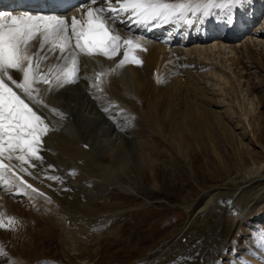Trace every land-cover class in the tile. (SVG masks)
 <instances>
[{
	"label": "bare ground",
	"instance_id": "bare-ground-1",
	"mask_svg": "<svg viewBox=\"0 0 264 264\" xmlns=\"http://www.w3.org/2000/svg\"><path fill=\"white\" fill-rule=\"evenodd\" d=\"M174 1L177 0H162L169 4ZM108 3L118 7L117 0H108ZM108 3L97 0L95 5L85 2L82 6L85 12L89 6L107 8ZM224 3L226 0H183L174 6L186 5L177 15L189 16L194 15L196 9L212 14L220 7L209 9L207 5ZM187 9L189 12H186ZM6 10H0V14H34L21 11L11 13ZM106 15L111 16L110 13ZM59 16L69 24L73 17L79 19L75 9ZM125 18L118 16L117 21ZM262 19L263 15L258 19V28L249 36L246 33H250L251 29L238 34L216 32L209 38L198 39L188 37L187 34L180 35L175 31L163 36L152 25L144 29L143 26L129 27L128 24L109 20L110 25L115 23L112 30L121 39H132L145 49L135 53L142 61L141 65H120L123 48L115 58L106 59L80 53L74 49V41L73 47L64 55L60 54L58 48L50 51L51 44L41 46L39 39L30 42L28 54L34 57L32 72L35 69L42 71L51 80L49 84L39 81L33 85L32 98L22 96L41 115L48 127V132L43 136V150L40 153L43 156V165L31 158H26L28 163L17 160L20 153H9L5 145L0 159L7 167L0 169V186L11 184L8 186L13 185L18 191L25 190L28 195L40 197H36L37 200L41 199L37 203L43 206L38 209L44 210L42 214L47 216L36 217L37 213L33 211L27 215H33L34 220H11L7 217L11 211L6 209L4 203L13 204L14 201L2 197L0 264H111V259L117 252V248L113 249V244L123 238L126 225L130 224V233H134L137 228V223L129 222L133 208L137 206L133 204L136 194L153 193L160 189L163 182L158 176L165 177L167 174L171 178L175 167L178 170L184 169L192 183L196 184L200 180L217 183L204 188L196 186L200 190L196 200L183 207L187 212L183 227H179V231H171L168 238L165 237L168 240H161L160 245L150 247L136 260L131 259L134 260L132 264H231L225 260L231 258L226 248L229 246L232 254L235 252L240 255L242 252L239 250L244 249L242 247L245 242V233L236 231V226L245 217L251 218L249 215L254 205L264 212V204L260 205L259 200L261 192L249 191L248 186L258 183L260 187H264V164L253 162L252 165L245 166L244 152L239 153L236 158L233 157L234 160L220 155L215 157L218 162L205 157L198 164L197 152L192 150L187 153L191 146L187 148L184 143H175L174 149L170 145V148H166L167 141L162 139L166 137L164 132L165 135L160 134L163 145L155 142V146L154 142L148 143L145 137L139 135L141 130L138 128L143 127L150 141L153 135L150 127L154 125L152 119L150 120L152 111L163 105L169 111L170 118L168 122L162 121L161 126H167L168 132L185 129L186 121L190 122L196 116L195 119H202L206 125L208 123L207 127H211L215 121V125L220 127L223 141L227 142L232 134L227 128L224 116L220 115L222 112L213 109L220 103L208 96L210 87L206 78L204 80L207 83L199 74L198 78L203 82L198 79L193 81L195 74L187 68L184 69L183 65H191L192 62L189 61L194 58L202 68L203 65L205 68H217L221 72H210V77L216 78L215 85L219 89L226 91L227 86L233 88L235 80L245 82L252 90L250 94L253 95L254 91L259 90L261 101L264 102V28L263 24L260 25ZM182 24L183 22L180 25ZM177 44L180 47H176ZM73 54L78 61L76 82H58L56 77L69 66ZM252 69L254 71L249 72ZM184 70H188L189 82L180 75ZM99 72L100 80L96 85L93 79ZM9 74L17 81L22 79V73L17 70H9ZM243 76L248 79L245 80ZM154 81H160V84L155 86ZM6 82L12 86L7 79ZM98 87L101 89L98 90ZM195 101H199L201 106L207 105L208 108L198 110L192 107ZM215 134L211 135L214 137ZM194 136L188 135L191 144L196 141ZM225 145L227 144L224 147ZM160 151H164L169 158L159 159L157 153ZM70 162L80 165L83 170L81 178L87 177L85 181L90 182V186L82 180V185L79 183V170L76 171L77 178L71 179L75 175L70 176L68 173ZM31 164H36V167H31ZM49 165L54 167L50 168ZM145 178L148 182L143 180ZM21 179L25 184L20 183ZM145 183L151 187H146ZM27 184H31L36 191L33 192ZM107 187L111 190L107 191ZM6 190L8 192V188ZM119 193L122 194L118 196ZM0 194L3 195V192L0 191ZM125 195H129L130 199L125 198ZM13 206L17 215H20L18 206ZM28 208L34 210L35 207ZM38 211V215L41 214ZM3 214L5 218L2 217ZM106 218L107 223L104 221ZM89 225L98 230L88 235ZM127 237L129 246L122 248L124 252L130 250V244L133 249L138 243L135 241L138 237ZM46 241L58 242V248L63 255L62 263L49 259L42 261L47 250ZM21 254L32 259H26ZM232 260L236 262L233 257Z\"/></svg>",
	"mask_w": 264,
	"mask_h": 264
},
{
	"label": "rangeland",
	"instance_id": "rangeland-1",
	"mask_svg": "<svg viewBox=\"0 0 264 264\" xmlns=\"http://www.w3.org/2000/svg\"><path fill=\"white\" fill-rule=\"evenodd\" d=\"M246 36H248V34ZM238 40H242V39H238ZM193 55L194 54H192V56ZM183 67L185 69L184 65ZM193 67L194 68L197 67L196 62L195 63L193 62ZM194 71L196 75L195 77L194 76L192 77L193 78L192 80L197 81L198 79L199 81L203 82L202 80L206 78L208 85L210 87L209 88L210 91H208L209 93L208 96L211 99L213 98L214 101L216 100L217 102L220 103L217 107H213V109L222 112L220 113V115L222 117L224 116L223 118H224L225 123L228 126L227 128L228 130H230L232 134L231 138L227 139V142L223 141L224 137L221 135L222 132H220L219 130L220 127H217L215 125V121L211 127H207L208 123L206 125V123L203 122L202 119H195L196 116H194L190 120V122L186 121L187 126H185V129H181V130L173 129V130H170V132H168V129H166L167 126L166 127L161 126V124L163 125L162 121L168 122L170 118L169 111L163 105H161L159 109L157 108L156 110L152 111L153 114H151L150 120L152 119L154 125L150 127L153 132V135L151 136L150 141L146 136V131L142 129L143 127L138 128L139 130H141L140 131L141 133L139 135H142L143 137H145L148 143L151 142L153 144L154 142L155 146H156L155 142H159V143L161 142L163 145V142L160 141L161 140L160 134L162 135L166 134V137L163 136L164 138H162L164 141L165 140L167 141L165 145L166 148L171 147L174 149L175 143H178L177 145L184 143L187 145V148L188 146H191L192 148H188V152L186 149V152L190 153L192 150L197 152L196 157H197L198 164L202 163V159H205V157L208 159L214 160V162H218L216 161V158L220 155L225 156L226 158L230 160H234V158H236L239 153H243V152L246 154V160L243 163L245 166H250L252 165L253 162L257 164L259 163L264 164V102L261 101L262 97H260L259 95L260 94L259 90L254 91L252 93L253 95H251L250 92L252 90L250 89V86L247 87L246 84H244L245 82H240V81L235 80L233 88H230L227 86L226 87L227 90L223 91L222 89H219L218 85H215L216 78L213 77L212 79V76L210 77L211 73L209 72L208 69L205 68L204 65L201 71H196V70ZM252 71H254V69L250 70L249 72H252ZM180 73L182 74L183 71ZM199 74L202 75L201 77L202 80L201 78L200 79L198 78ZM243 77H245V80L248 79L247 76H243ZM204 82L206 81L204 80ZM154 83L156 84L155 86H157L160 84V81L159 82L154 81ZM213 84L215 86H213ZM259 101H261L260 104H259ZM195 102H194L195 105L192 107L198 110H205L206 108H208L207 105L201 106V104L198 103L199 101H195ZM210 108L212 109L211 106ZM177 127H181V126H177ZM182 131L186 132V134L188 135L190 134H192L193 136L195 135L194 137H196V141L191 144L189 141L190 138H188V135L184 134ZM157 132L159 133L158 135H157ZM213 133H216L214 137L212 136ZM171 139H172V142H171ZM224 142L227 144L225 145V147H224V144H225ZM167 144H168V147H167ZM157 154H158L159 159L167 160L169 158L168 157L169 155L165 156L167 154L164 151L162 153L160 151ZM75 165L76 164L74 163H71V162L69 163V168L73 170V171L70 170L71 174L73 176L75 175L74 178H77V175L78 177L80 176L79 183L83 181V183L86 182L85 184H89L90 186V182L85 181L87 177L83 176L81 178V173L83 172V170H81L80 165H76V166ZM73 168H75V170ZM210 170H212V168ZM76 171H78L79 174H77ZM173 175L171 176V178H169L167 174H165V177L163 175L158 176L159 180L163 182L160 187L161 190L156 189L155 192L153 193L145 192L143 193L144 195L142 193H139L140 195L136 194L137 197H136V200L133 201V204L137 205L138 207L135 206L136 209L135 207L133 208V212H132L133 214L131 215L130 217L131 220L129 222L137 223L136 225L137 228L135 229L134 233H130L132 232L131 229L129 230L130 227H128V225L130 226V224L126 225L125 227L126 233H124L125 236L123 235V238H121L119 242H115V244L118 246H115V244H113L114 245L113 249L117 248V252H116V256L111 259V264H132L134 260L139 258L144 253V251L148 250L150 247H156L160 245L162 241L168 240L167 238L170 235L169 233L171 231L172 232L179 231L180 228L183 227L186 221V218H187L186 217L187 212L185 211L183 207L184 205L192 204L196 200L199 194L198 192H200V190L196 188V186L199 188H204V187L211 186L217 183L216 181H210V180L201 181L200 180L196 182L197 184L196 185L195 183H192L191 179L187 178L185 170L182 168L179 170L176 167L173 168ZM172 178H174L173 181H172ZM143 180L148 182V179L146 178ZM145 186L148 188L151 187V186H148L147 183H145ZM248 186H249V191L254 190V191L261 192L259 196V200H261L260 205L264 204V187H260L258 183H251ZM248 186L246 185V189H248ZM106 189L107 191L111 190V188L109 187H107ZM4 191L6 192L7 190L5 189ZM8 192H9L8 196L13 197V199H15L17 204L19 205V209L17 210H19L21 214L20 219L23 220L25 213H27L29 209L28 208L29 205H31L30 203L33 202L32 205L37 204V203H35L34 200L29 195L27 194L24 195V192H15L14 188L13 190L11 188L10 189L8 188ZM121 194L122 193H119L118 196ZM0 196H1L0 200H2L3 195L0 194ZM5 197L6 199H10V198H7V196ZM125 198L130 199V196L125 195ZM84 199H81V200L84 201ZM10 209L13 210V208H10ZM38 210L40 209L34 208V210L32 209L31 211L32 212L36 211V212H33V213H37L35 214L36 217H41V216L46 215L45 213L42 214L41 210H40L41 214L38 215V212H39ZM30 216L27 215V219H26L27 221H29V219L34 220L33 219L34 216L33 215H30ZM2 217L5 218L4 214L2 215ZM249 217L251 218L247 219L245 217L244 219H242L236 226V231L241 230L245 233V238H244L245 242H243L244 246L242 245L243 246L242 248L244 249L239 250L242 253H240V255H237L235 252H233L232 254V248L228 246L229 248V249L227 248V250H229L228 255L232 256L233 259L236 258L238 262H241L243 264H256L257 262L258 264H264V212L258 209V206L254 205L253 211L249 215ZM104 221H106L107 223L108 222L107 218ZM67 224H68V221H67ZM1 227H4V226H1ZM87 228L90 230V231L89 230L86 231L87 233L89 231L88 235L93 233L95 230H98V228L96 229L94 227L91 228L90 225ZM128 235H130V239H134V237L135 238L138 237V240H135L138 243L135 244L136 246L133 249H131L132 244H130L131 245L129 248L130 250L124 252L123 249H126L124 247H127V245L129 246V239H128L129 237H127ZM235 238H238V237H234V239ZM47 242L48 241H46L47 250H46L45 257L55 258V259H58L57 261H61L63 259L62 257L63 255L60 249L58 248V242L57 241L48 242V243ZM152 243L156 245L154 246V244ZM147 245H148V248H147ZM92 246L94 247V245ZM65 249H66L65 252H67L68 251L67 248ZM72 251L74 252L75 250H72ZM134 254H136L137 256ZM21 256L29 260L32 259V257H27L26 254L24 255L21 254ZM232 257L225 259L226 262H229V263L234 262V264L238 263L236 259H235L236 262L233 261ZM243 258H246L247 263H245L246 261L244 262ZM247 258L249 259L251 258V260ZM131 259H134V260L132 261ZM259 259H263L262 260L263 262H259ZM49 260H53V259H49ZM42 261H45V260L42 259Z\"/></svg>",
	"mask_w": 264,
	"mask_h": 264
},
{
	"label": "snow or ice",
	"instance_id": "snow-or-ice-1",
	"mask_svg": "<svg viewBox=\"0 0 264 264\" xmlns=\"http://www.w3.org/2000/svg\"><path fill=\"white\" fill-rule=\"evenodd\" d=\"M88 2L90 5L97 4V0ZM105 2L108 3V0ZM117 3L118 7L111 3H108L107 8L89 6L84 12L86 19L73 17L70 24L56 13L21 16L0 14V154L5 151L6 145L9 153H20L17 160L28 163L26 158H31L43 165V156L40 153L43 150V136L48 132V127L41 115L22 96L32 98L33 85L39 81L48 84L49 79L43 73L38 77L32 72L34 57L28 54L30 42L39 39L41 46L51 44L50 51L58 48L60 54L64 55L73 47L74 41V49L89 57L99 55L111 58L123 48L120 65H141L142 61L135 53L145 49L132 39L121 42V37L112 31L115 23L110 25L109 20L128 24L129 27H155L167 25L187 7L184 4L174 6L162 0H117ZM237 3L240 0H226L224 4H209L206 7L225 8ZM208 14L205 12V16ZM118 16L126 18L117 21ZM9 70L22 73V79H14ZM77 73L78 61L73 54L69 66L56 80H62L63 84H72L76 82ZM5 167L7 166L0 163V169ZM31 167H36V164H31ZM20 183L25 184V181L21 179ZM26 186L33 192L36 191L31 184Z\"/></svg>",
	"mask_w": 264,
	"mask_h": 264
}]
</instances>
